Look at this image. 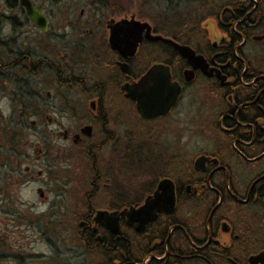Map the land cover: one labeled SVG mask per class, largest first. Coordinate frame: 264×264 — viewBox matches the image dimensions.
Segmentation results:
<instances>
[{"label":"flooded vegetation","instance_id":"af4514ba","mask_svg":"<svg viewBox=\"0 0 264 264\" xmlns=\"http://www.w3.org/2000/svg\"><path fill=\"white\" fill-rule=\"evenodd\" d=\"M252 1L201 10L199 26L167 34L163 13L88 0L66 22L70 32L63 30L51 59L37 46L10 50L17 93L40 105L22 103L41 136L31 142L34 160L64 163L67 184L75 172L83 179L78 187L35 190L48 208L37 223L59 228L54 254L77 264H264V1ZM42 15L45 32L32 23L45 34L52 18ZM132 19L204 62L191 70L169 43L147 39L146 29L133 52L124 34ZM112 30H121L118 43ZM47 72L57 103L47 91L51 103L43 105V89L33 92L27 78ZM198 81L208 88L210 119L200 130L209 149L187 161L179 106Z\"/></svg>","mask_w":264,"mask_h":264},{"label":"rangeland","instance_id":"374dc122","mask_svg":"<svg viewBox=\"0 0 264 264\" xmlns=\"http://www.w3.org/2000/svg\"><path fill=\"white\" fill-rule=\"evenodd\" d=\"M43 14L52 18V29L48 33L37 31L32 22L20 12L18 0L14 7H10L12 0H0V57L9 59V50L15 51L18 47L26 48L37 46L38 53H45L51 59L52 49L61 48L64 44L63 30L69 33L66 22L79 15V11L88 9V0H32ZM103 1V0H102ZM117 4L131 12H137L146 16H156L163 13L166 33H173L178 27L199 26L201 10L208 12L215 6H221L233 0H115ZM252 1V0H251ZM264 1V0H263ZM253 2V1H252ZM210 7V8H209ZM205 15V13H203ZM66 18V19H65ZM211 20V19H210ZM209 21L205 20L202 26L209 27ZM50 25V26H51ZM205 26V27H207ZM59 30V36H53ZM212 28V27H211ZM210 37L214 30L210 32ZM53 37V38H52ZM58 37V38H57ZM52 38V39H51ZM196 43L199 40H194ZM204 41L200 44L203 46ZM1 44V43H0ZM25 44V45H23ZM4 47V48H2ZM7 50L8 54L4 51ZM12 60V58H11ZM1 70L0 82V145H1V169H0V264H77L80 260L53 253V242L59 235L57 227H48L37 223V219L45 214L47 205H42L35 194L38 187L44 191L48 188L55 189L63 186H82V176L75 172L72 183L65 182L61 172L64 163H50L34 160V152L31 142L41 140V136L35 137V131L30 126L34 120L31 110L24 109L22 103L27 106H40L37 101L29 100L17 93V81L13 78L12 71ZM11 73V75H9ZM8 77H5L4 75ZM45 74L29 77L28 83L33 92L42 90L43 105H50L45 94L50 92L51 98L55 96V89L48 86L50 77ZM10 76V77H9ZM18 79V78H17ZM207 86L199 81L185 94L179 106L181 111V152L187 156V161L192 160L199 151L208 150L209 142L206 131L200 130V124L210 119L209 102H207ZM41 100V99H40ZM54 98V102H55ZM53 101V99H52ZM57 103V102H55ZM25 114L24 128L19 127L21 115ZM178 117H176L177 119ZM178 120V119H177ZM19 129L20 145L18 148V161L15 162L13 152L7 151L8 137L6 132ZM40 129H46V120L40 121ZM20 152V153H19ZM29 157L26 158L25 155ZM17 155V154H16ZM29 167L31 173L25 174V168ZM43 171V177L38 178V171ZM52 171L49 176L48 172ZM52 174V176H51ZM81 176V177H80ZM33 180V181H32ZM48 192V191H47ZM54 196V195H53ZM42 203V204H41ZM46 219V218H45ZM43 224V223H42ZM74 227L70 228L73 229ZM57 245L56 243H54ZM61 255V256H60Z\"/></svg>","mask_w":264,"mask_h":264},{"label":"water","instance_id":"95a60500","mask_svg":"<svg viewBox=\"0 0 264 264\" xmlns=\"http://www.w3.org/2000/svg\"><path fill=\"white\" fill-rule=\"evenodd\" d=\"M20 5L26 10V13L29 17V19L34 23V25L41 29L42 31H46L48 27V20L45 18V16L42 15V13L33 7L30 0H20ZM119 27V26H118ZM143 29H146V38L150 39L151 41H162L164 43H169L175 51L178 52L179 55H181L182 58H184L189 65H191V70L196 69L204 62L203 57L200 55H196L195 52L188 46L179 45L175 42H173L171 39L163 38L161 36H151L150 35V28L147 23H139L134 21L133 19L131 21H127V27L124 29L125 38L127 35H129V38L126 39V42L128 43L129 48L132 49V51H135V48L137 46V43L141 40V32ZM121 31V30H120ZM115 30H112L110 33V40L111 43H118L116 38L120 37L121 34ZM124 41V40H123ZM122 41V42H123ZM120 42V41H119ZM202 68V67H201ZM187 79H190V75H192V71H186ZM153 71L149 73V76L152 77ZM210 75V74H206ZM178 93V91L176 92ZM142 97H139L141 99ZM143 99V98H142ZM143 105H141L142 107ZM262 260V256H259L256 258V260Z\"/></svg>","mask_w":264,"mask_h":264},{"label":"trees","instance_id":"16d2710c","mask_svg":"<svg viewBox=\"0 0 264 264\" xmlns=\"http://www.w3.org/2000/svg\"><path fill=\"white\" fill-rule=\"evenodd\" d=\"M15 1L12 0V4H10V7H14L15 5ZM2 46H6L7 43H4V42H0ZM4 48V47H2ZM8 51H10L9 49H7ZM7 50H4L6 53L8 52ZM8 54V53H7ZM8 62V60H6L5 56L4 57H0V82H1V70H5L8 74V72H10V70L12 71V75L14 76L15 74V69H16V66H9V65H6V63ZM10 62V61H9ZM12 62V61H11ZM4 63V65H3ZM28 72V71H27ZM4 75V79L5 77H8L7 75L3 74ZM9 75H11V73H9ZM10 77V76H9ZM15 79V77H13ZM6 80V79H5ZM16 80V79H15ZM17 87V85H16ZM23 119H26V115L23 114L21 115V118H20V122L19 123V127L22 129L24 128L25 126V121ZM17 128H13L12 127V130H9L8 132H6V136L8 137V143L6 146V149L7 151H10V152H13L14 154V157H15V162L18 161V148H19V145H20V135H19V129L16 130ZM0 131H1V122H0ZM20 153V152H19ZM17 154V155H16ZM0 169H1V145H0Z\"/></svg>","mask_w":264,"mask_h":264}]
</instances>
